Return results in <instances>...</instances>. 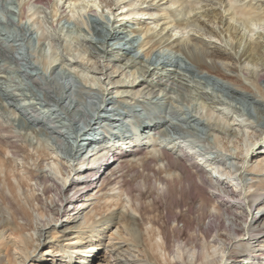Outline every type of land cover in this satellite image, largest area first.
<instances>
[{
	"label": "bare ground",
	"instance_id": "obj_1",
	"mask_svg": "<svg viewBox=\"0 0 264 264\" xmlns=\"http://www.w3.org/2000/svg\"><path fill=\"white\" fill-rule=\"evenodd\" d=\"M14 1L18 33L0 38V264H264V35H251L264 0ZM103 8L121 9L116 24ZM34 26L49 58L31 49ZM187 29L199 35L171 34Z\"/></svg>",
	"mask_w": 264,
	"mask_h": 264
},
{
	"label": "rangeland",
	"instance_id": "obj_2",
	"mask_svg": "<svg viewBox=\"0 0 264 264\" xmlns=\"http://www.w3.org/2000/svg\"><path fill=\"white\" fill-rule=\"evenodd\" d=\"M200 5H198V7H199ZM114 9V8H113ZM17 10H18V5H17V3L14 1V0H0V38L1 37H4V36H6V35H14V34H17L18 33V28L16 27V23L18 22V20H17V15H16V13H17ZM196 11H202L201 9H197ZM112 12V10H109V9H106V8H103V11L102 10H100V9H97V16L98 17H105L106 15H108V17H109V22H110V24L111 23H114V24H116L114 21H116V19L118 20V19H120V12H121V9H117V10H113V14L111 13ZM123 12V11H122ZM125 12V11H124ZM136 17V16H135ZM181 17V16H180ZM132 18V16L131 17H128V19L127 18H124V20H130ZM187 18V17H186ZM138 19L139 20H145V21H147V22H150V17H148L147 15H145V16H142V17H138ZM62 22H64V21H62ZM129 23V22H128ZM130 25V24H129ZM152 25V24H151ZM212 26H214L215 28H216V30L217 31H219L220 30V27L221 26H219V24L216 22V23H214V24H212ZM34 28V32L30 35V40H29V44H30V46H31V49H33L34 50V52H40L39 54L41 55V56H43V57H45V58H49L50 57V51H51V49L49 48V46L45 43V45L46 46H44V45H41V47H40V42L38 43V37L40 36L39 35V30L36 28V26H34L33 27ZM128 29H130V27H128ZM78 30H79V28H78V26L76 25V22H75V20L74 19H70V20H68V21H66L65 23H64V28H63V31H62V34L63 35H65V36H67V38H71V37H73V36H76L77 34H78ZM9 32V33H8ZM187 32H189V34H197L194 30H189V29H187V30H184V31H182V32H180L179 30H174V31H172L171 32V34H172V36L174 35L175 37H179V36H181V34L182 33H187ZM4 34V36H1V35H3ZM81 34H83V33H81ZM258 34H262V35H264V24H257V25H255L254 26V30H253V32L251 33V35H252V37L254 38V37H256ZM88 35H90V34H88ZM197 35H199V34H197ZM89 37V36H88ZM134 37L139 41H141V39H142V36L141 35H139V34H134ZM203 38L204 39H206V40H210V41H212V42H214V43H216L217 45H219V46H223L222 44H224V43H221V41L220 40H218L217 38H213V37H210V36H203ZM221 39L222 40H224V41H226V42H228V40L226 39V38H223V36H221ZM229 43V42H228ZM160 51H165V52H169V50H167L166 48H162ZM137 55H140V52H138V54ZM12 66V65H11ZM24 69V68H23ZM37 69L39 70V71H41L42 70V67H41V65H39V64H37ZM173 69H175V67H173ZM25 71H27V72H29L30 70L29 69H24ZM73 71V70H72ZM75 72V71H74ZM226 72H228V71H226ZM187 75H190V74H192V75H194V77H193V81L192 82H190V84L191 85H195L196 83H198V82H196V80H198L199 81V77H198V75H197V73H192V72H188V73H186ZM3 75H6V74H3ZM10 76H12V77H14L15 78V80H17L18 82H20V83H23V81L24 82H26V83H28L29 82V80L24 76V75H22V74H18V73H16V72H14V71H11L10 72V74H9ZM191 76V75H190ZM70 79H72V80H74L75 81V84L74 85H76V86H82V83H83V80H84V77H82L81 75H78V77H76V75L75 74H72L71 75V78ZM82 81H81V80ZM128 79V78H127ZM87 83H86V85H88L89 84V81H86ZM202 82H203V80H201V85H202ZM77 83V84H76ZM28 84H30V82L28 83ZM31 85V84H30ZM75 90H76V87L74 86L73 87ZM207 92H213V94L215 95V94H217L218 95V97L223 101V102H225V103H229V104H231V105H234L235 103H236V101H234V100H231V99H229L228 97H227V94H226V92L225 91H220L219 89V91H212L211 90V86H208L207 88ZM109 92H112L111 93V95L112 96H116V97H114V98H118V100H119V98L121 97V96H123V95H120V94H116L115 93V89L113 88V87H111V86H108V89H107ZM216 92V93H215ZM195 94H196V92L194 91V90H192V93H188V92H186V91H184V90H179V89H174L173 90V92H172V94H171V96L173 97V98H177V99H185V101L187 100V101H189V100H192V103H195V100L192 98V96H195ZM161 95H163V92H155V94H153V96H150V97H147L148 98V100L149 101H153V102H155L156 103V101L158 100V98L161 96ZM190 96V97H189ZM27 99H25V97L23 98V100L22 101H20L19 103H21V102H23V103H28V102H31V100L32 99H30L28 96L26 97ZM137 99H144V97H136ZM133 101L134 100H131V101H128L126 104H129V105H134L133 104ZM182 102V103H186V102ZM145 102H147L146 100H145ZM113 103L111 102V103H109V105H108V107H107V110H110L111 108H112V105ZM116 105V104H115ZM152 106V105H151ZM137 109H140V106H137L136 107ZM151 108H156V107H151ZM143 111V110H142ZM164 111V110H163ZM165 111H167V110H165ZM144 112V111H143ZM163 114H165V115H167L168 113L167 112H165V113H163ZM27 116H29V115H27ZM64 123L65 124H67V122L64 120ZM168 130V129H167ZM69 135H71V134H69ZM188 139H190V138H188ZM68 141H69V143H70V145H72V147H74V148H76V142L72 139V138H69L68 139ZM164 143V142H163ZM66 140L65 141H61L60 142V145L61 146H59L60 147V149H61V151L62 150H64V148L66 147ZM81 147L83 148V149H85L86 147H87V143L86 142H84L82 145H81ZM229 151L230 152H232V153H235L236 152V150H235V148H233V146L232 145H229ZM63 152V151H62ZM259 154L257 153V154H255V155H253V156H250L249 158H248V163L250 164H252V163H254V162H257V160H258V158H256L257 156H258ZM64 220V219H63Z\"/></svg>",
	"mask_w": 264,
	"mask_h": 264
}]
</instances>
